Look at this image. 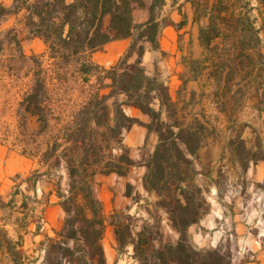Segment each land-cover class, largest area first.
<instances>
[{"label": "trees", "instance_id": "1", "mask_svg": "<svg viewBox=\"0 0 264 264\" xmlns=\"http://www.w3.org/2000/svg\"><path fill=\"white\" fill-rule=\"evenodd\" d=\"M186 1L191 2L200 15L208 17V25L199 30L201 46L209 48L221 37L234 39V51L227 60L233 65L229 73L235 69L238 75L247 69L248 85L258 78L264 86V53L259 54L261 62L256 65L252 54L243 51L247 35L257 43L263 42L259 36L261 28H257L256 19L251 17L250 3L244 0ZM256 1L264 15V0ZM164 3L165 0H152L149 20L137 24L133 12L145 7L144 0H14L12 6L0 1V25L8 16L24 9L30 36L46 44L49 60L55 61L57 71V78H52L42 68V57L27 58L22 54L24 59L42 68L33 74L30 86L18 102L17 117L22 126L34 127L24 155L38 158V164L46 168L45 174L62 172L57 197L65 211V220L55 237L44 242V264H108L102 245L105 219L95 193L94 178L98 174L126 176L137 166L146 168L143 186L147 192L157 195V206L168 215L178 239L174 243L164 242L156 225L147 222L134 232L130 223L113 220L117 243L122 247L131 245L139 264H232L230 242L208 249L193 242L190 227L199 225L211 208L207 190L196 182L200 173L195 165L201 148L200 133L198 128L168 124L162 119L163 110L172 104L169 89L158 72L150 76L142 64L147 46L159 49L162 28L168 23L158 20ZM218 19L227 23V36L215 33L214 22ZM9 32L20 47L17 34L12 29ZM121 39H131V46L115 65L105 68L92 61L93 53ZM134 54L137 59L130 63ZM206 63L205 58L191 63L195 76L205 71L203 67L199 70L198 65ZM69 67H74L78 86H69L59 73ZM256 67L260 68L258 73ZM93 76L97 78L98 87L90 84ZM55 79L57 84H53ZM104 88L110 91L104 94ZM118 96L124 99L119 100ZM125 106L148 115L150 123L145 125L128 116ZM134 125H145L149 132L157 133L156 147L144 162L133 160L123 143L124 132ZM245 145V141L240 140L234 149L241 158L243 170L251 163L264 162L262 141L258 140L248 151H244ZM64 177L65 190L61 186ZM124 217L134 220L130 214ZM1 232L13 264H25L29 257H23L18 250L23 245V236L15 241L6 231Z\"/></svg>", "mask_w": 264, "mask_h": 264}, {"label": "crops", "instance_id": "2", "mask_svg": "<svg viewBox=\"0 0 264 264\" xmlns=\"http://www.w3.org/2000/svg\"><path fill=\"white\" fill-rule=\"evenodd\" d=\"M144 2V8L133 12L137 24L145 23L150 18L152 0ZM159 17L158 20L165 18L168 23L162 28L159 49L147 46L142 59L146 73L152 76L158 72L173 100L175 93H182L187 101L191 97L199 101L205 88L200 76H195L192 71L191 63L204 59L199 30L208 25V17L200 15L192 3L186 0H165L159 10ZM130 46L131 39L115 40L93 53L91 59L95 64L110 68L128 52ZM136 59L137 55L134 54L130 63ZM210 103L207 102L206 107ZM124 111L145 125L150 123V117L135 107L125 106ZM145 125H134L123 134V143L129 149L130 157L137 162H144L157 144V136L149 132ZM147 141L151 143L147 144ZM206 149L203 147L199 155L204 156ZM211 149L214 153L217 148ZM216 162L214 160L212 165ZM42 168L33 159L11 153L0 145V231H6L8 237L15 241L23 236V245L18 248L23 257L26 254L36 255L43 264L44 242L49 237H55L56 232L62 229L65 211L52 188L51 179H46V174H42ZM232 169L227 171V182L223 188L215 182L214 173L198 174L196 182L208 188L206 198L211 208L200 224L191 226L189 232L193 242L200 248H216L230 242L232 264H264V211L258 207L264 206V162L251 163L246 170L235 164ZM35 171L41 176L36 182H31L29 176ZM13 174H23L25 178L22 185L17 187L10 180ZM145 174L146 168L137 166L131 168L126 176L98 174L94 178L95 193L101 202L105 219L102 245L108 264L119 262L115 250L116 225L111 216L123 212L140 215L137 208L139 202L133 197L136 194L142 198L153 195L143 186ZM128 186L132 189L131 193L127 192ZM6 216H19L18 222H10ZM7 263L13 264L12 257L0 245V264Z\"/></svg>", "mask_w": 264, "mask_h": 264}, {"label": "rangeland", "instance_id": "3", "mask_svg": "<svg viewBox=\"0 0 264 264\" xmlns=\"http://www.w3.org/2000/svg\"><path fill=\"white\" fill-rule=\"evenodd\" d=\"M0 1L6 6H12L14 0ZM244 1L250 3V8H252L251 17L256 19L257 28H261L259 36L263 42L261 44L257 43L255 38L247 35L243 51L247 52V54H252V59L258 65L261 62L259 54L264 53V15H261L258 10L256 0ZM26 15L27 12L23 9L15 15L8 16L0 25V145L17 155H24L27 148L26 144L31 142L32 131H34V127L31 124L23 127L19 121V117H17L20 97L30 86L33 74L40 72L42 68L48 71L50 77L57 78L55 61L49 60L46 44L41 39L30 36L26 25ZM160 20L163 21L165 18ZM214 24L216 26V34L227 36L228 32L226 28L228 26L226 22L218 19ZM10 29L17 34L20 40V47L13 42V35L9 32ZM234 41V39L226 40L221 37L215 40V43L211 47L203 48L204 58L207 60V63L205 65H198V68L199 70L202 67L205 68V75L203 72L199 73L205 91L202 93L199 101H194L192 97L187 101L184 98L185 94L175 93V100L172 99V104L162 112V119L168 124L178 123L184 127L192 126L198 128L201 148L196 156V168L198 169L197 165H199L200 172L204 175L214 173L215 182L221 188L226 185L227 171L229 169L233 171L232 168L235 164H238L243 169L240 164L241 158L234 151L235 147L239 146L240 140H243L241 138H245L246 145L244 151L252 148L258 140L264 144V86L258 78H255L248 85V80H246L247 69L238 75L234 69L232 70L233 73L230 74L231 66L233 65L227 62V60L232 57H229V54H232L234 51L232 48ZM22 54L27 58L33 56L42 57L40 59L43 62L42 68L24 59ZM245 59L246 53L242 60L245 61ZM259 71L260 68L256 67L255 72L258 73ZM59 73L65 77L64 79L69 86L75 87L78 84L76 82L78 76L74 73V67L65 68L59 71ZM254 77L255 75H253ZM96 79V76H93L90 84L98 87L99 84ZM105 83H110V81L105 80ZM53 84H57L56 79L53 80ZM109 91V88H104L102 93L106 94ZM117 99L123 100L124 96H118ZM113 100L114 98L110 100V103ZM204 101L206 102L205 104ZM207 102H211L208 107H206ZM151 132L157 136L155 131ZM227 138H231L233 141ZM149 143L151 142L147 141V144ZM221 143L223 145L220 146ZM203 147L207 149L205 155L201 156L199 152ZM213 147L217 148L214 153L210 151ZM24 156L29 157L27 155ZM29 158L38 163V158ZM214 160H217V162L212 165ZM42 170V174H45L46 168L43 167ZM61 173L45 175L46 179H51V185L56 195L57 183L59 182ZM40 176L41 173L35 171L29 177L31 182H35ZM24 178L23 174H13L10 176V180L16 183L15 186L17 187L22 185ZM61 186L65 190L66 177L62 180ZM203 188L209 191L207 187ZM131 191L132 189L128 188L127 192L131 193ZM133 199L139 202L137 208L140 215L134 214L132 215L134 216V220L128 221L124 217L127 213H116L111 216L112 220L122 224L130 223L134 232L141 230L142 226L146 225L145 222H147L156 225V230H159L163 234L164 242L174 243L177 241L178 234L172 229L168 215L162 208L157 206L158 197L155 193L144 198L136 194ZM258 207L264 211V206ZM15 212H18V210H15ZM6 217L10 222H18L19 216ZM2 233L0 231L1 245L7 249V244L3 243ZM115 250L119 256V262L115 261L113 264H139L134 258V251L131 245L122 247L116 240ZM26 256L29 257V260H25V264H42L36 255L26 254Z\"/></svg>", "mask_w": 264, "mask_h": 264}]
</instances>
